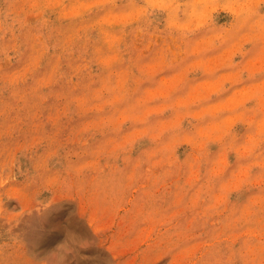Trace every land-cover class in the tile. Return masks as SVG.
<instances>
[{"label":"rangeland","instance_id":"374dc122","mask_svg":"<svg viewBox=\"0 0 264 264\" xmlns=\"http://www.w3.org/2000/svg\"><path fill=\"white\" fill-rule=\"evenodd\" d=\"M0 264H264V0H0Z\"/></svg>","mask_w":264,"mask_h":264}]
</instances>
